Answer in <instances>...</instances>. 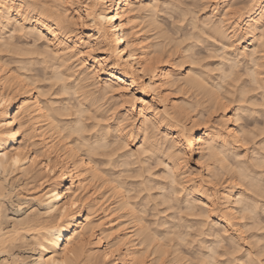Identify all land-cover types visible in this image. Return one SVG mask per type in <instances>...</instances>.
Masks as SVG:
<instances>
[{
  "label": "bare ground",
  "instance_id": "obj_1",
  "mask_svg": "<svg viewBox=\"0 0 264 264\" xmlns=\"http://www.w3.org/2000/svg\"><path fill=\"white\" fill-rule=\"evenodd\" d=\"M162 2L0 0V168L39 181L33 198L44 208L10 229L0 214V249L25 229L39 250L33 264H163L168 250L159 238L186 240L183 232L188 240L197 227L190 237L230 239L238 248L232 225H263L264 195L254 194L264 192V173L254 167H264V137L250 156L244 143L264 127L244 130L242 121L264 114V0L241 8L212 0L201 19L176 6L191 28L173 57L161 43L173 37L160 27ZM199 43L210 52L204 61L195 57ZM227 174L231 183L220 187ZM173 197L190 218L180 213L174 222L171 207L157 209ZM144 198L153 200L154 227ZM182 222L186 231L177 230ZM257 232L249 240L264 243ZM215 244L203 246L208 264L223 263Z\"/></svg>",
  "mask_w": 264,
  "mask_h": 264
},
{
  "label": "rangeland",
  "instance_id": "obj_2",
  "mask_svg": "<svg viewBox=\"0 0 264 264\" xmlns=\"http://www.w3.org/2000/svg\"><path fill=\"white\" fill-rule=\"evenodd\" d=\"M163 2V9H162V12L161 13H163V14H161L160 15V21H161V25H160V27L162 26L163 27V31H167L168 33H164L165 34V36L166 35H169V36H171L172 34H173V39L170 37V39L168 38V40L165 38V41H163L164 40V38H162V40H161V43H163L162 45H163V50H165L166 52L165 53H169V54H171L172 52H174L173 51V49H174V43L176 42L177 43V41H179V42H183L184 40H186L187 39V37H185V35L184 34H182V33H184V32H187L186 30H190L189 28H191V24H189L190 22L189 21H187V19L185 20V19H182V18H180L179 16H180V14H181V12H178L179 10H177V9H179V8H177V7H180V8H182V9H184L185 10V8L187 9V10H185L187 13H186V16H188V12H189V16L188 17H190V16H198L197 18H202L203 17V15H205V13H206V11H209L211 8H212V0H169V2H168V0H162ZM247 1L248 0H237V4L236 5H234V7H237V8H241V7H244L246 4H247ZM171 2H173V3H171ZM169 4V3H171L170 5H166V4ZM166 6V7H165ZM177 6V7H176ZM176 7V8H175ZM61 8H64V7H61ZM188 9H190V11L188 10ZM191 12H192V14H191ZM179 15V16H178ZM186 16H184L185 18H186ZM192 16V17H193ZM195 17V18H196ZM145 21V20H144ZM146 24V22H143L142 21V23L140 22V26L142 27V25H143V27L145 26V24ZM180 25V26H179ZM139 26V27H140ZM178 26V27H177ZM184 26V27H183ZM140 27V28H141ZM161 27V28H162ZM181 27V28H180ZM165 28V29H164ZM177 28V29H176ZM180 28V29H179ZM187 28V29H186ZM144 29H145V27H144ZM177 30V31H176ZM142 31V33H143V31L144 30H141ZM150 33H152V32H150ZM94 36H96V34L94 35ZM168 36V37H169ZM186 38V39H185ZM174 39H176L175 41H174ZM29 41L31 40V39H28ZM173 40V41H172ZM182 40V41H181ZM163 41V42H162ZM168 41H171V42H168ZM188 41V40H187ZM186 41V42H187ZM42 43V41H39L38 43H36L37 45H39V44H41ZM185 42V41H184ZM30 44H29V46L28 47H31V43H32V41H30L29 42ZM17 44H19V45H23V44H21L20 42H17ZM200 44V43H199ZM199 44H197L196 46L194 45V51H196V53H195V57H198V59H201V60H203V59H206L205 58V56H207L208 55V53H210L208 50L206 51V48L204 47V45L205 44H207L206 42H205V44L203 45V43H201L200 45ZM214 44V45H213ZM18 45V46H19ZM184 45V44H183ZM208 45V44H207ZM212 45L215 47V45H216V43H212ZM212 45L211 44H209V47L211 48L212 47ZM25 46V45H24ZM34 46V45H33ZM32 46V47H33ZM176 46V45H175ZM203 46V47H202ZM27 47V46H26ZM97 47L99 48V49H103L102 48V46L100 45V44H97ZM197 47V49H195ZM98 49V50H99ZM172 50V51H171ZM198 50V51H197ZM199 50L201 51V52H199ZM170 51H171V53H170ZM167 53V54H168ZM213 53V52H212ZM174 54V53H173ZM173 54H171L172 55V57H173ZM211 55H213V54H211ZM209 56V55H208ZM208 56H207V58H208ZM172 57H171V59H172ZM210 59V58H209ZM216 59V58H215ZM168 60H170V59H168ZM212 60V59H211ZM214 60V59H213ZM204 61V60H203ZM202 62V61H201ZM47 83H49V82H47ZM46 83V84H47ZM48 85V84H47ZM222 90H225V89H222ZM160 104H162V103H160ZM218 113H214L213 114V121H217L216 119H214V118H217L218 119V115H217ZM262 114V112L260 113V114H258V115H256V116H252V115H250V116H248V120H247V115L248 114H246L244 117L246 118V119H243V121H242V124H243V126H244V130H247V128L249 129V127H250V129H251V127H254V128H256L257 127V129H256V131L258 130V128L260 127V129L261 128H263L264 127V114L263 115H261ZM263 116V117H262ZM251 117H255L254 118V120H256V121H254V120H252L251 119ZM259 120V121H258ZM245 121V122H244ZM247 121H248V123H247ZM258 121V122H257ZM244 122V123H243ZM254 122V123H253ZM248 125V126H247ZM263 125V126H262ZM259 129V131H261ZM264 129V128H263ZM263 129H262V131H261V133L260 132H256V134H255V136L256 137H254V136H249L248 137V140H250L251 141V143H249L248 142V140L245 142V143H247V145L244 143V145L246 146V152H247V154L250 156L251 154V152H250V147H253V148H255V149H258V147L257 146H259V145H261V146H263V144L262 143H260V142H262V139H263V137H264V135H261L262 133H264V131H263ZM260 135H261V137H260ZM258 136V137H257ZM252 137V138H251ZM250 138V139H249ZM255 139V140H254ZM254 140V141H253ZM134 143V144H133ZM260 143V144H259ZM255 144L257 145V146H255ZM254 145V146H253ZM130 146H132L134 149L137 147V144H136V142L133 140V141H131V144H130ZM250 148V149H249ZM261 148H263V147H260L259 146V149H261ZM262 150V149H261ZM242 151L244 152L245 150H243L242 149ZM249 151V152H248ZM258 152V151H257ZM259 152H260V150H259ZM245 153V152H244ZM245 158V157H244ZM153 165H154V163H152ZM155 166V165H154ZM153 166V167H154ZM260 169V170H258V169ZM256 169H255V167H254V170L256 171V172H260L261 171V169H262V173H264V171H263V168L264 167H262V168H259V167H257ZM157 169H158V167H157ZM201 168H198V170H200ZM202 171V170H201ZM200 171V172H201ZM262 173H261V176H263L262 175ZM259 174V173H258ZM230 174H227V175H223V177L224 178H222V176H221V178H220V180H218V182L217 183H219L220 185V187H221V185L225 182V180H226V178L227 179H230L231 180V178H230V176H229ZM229 177V178H228ZM25 180L26 179H24V177H22V173H20V172H18L17 170H14V168H12V167H7L6 168V170L4 169H1L0 168V183H1V190H0V214H1V219H2V221H3V225H4V228H7V229H10L11 228V226H13V224H15V223H17L18 221L20 222V221H22L23 219H26V217H28L29 215V213L30 212H32L33 210L32 209H34V207L36 208H38L40 211H42V210H44V208H43V205H39L38 204V201H36V199L35 198H33V196H37L38 195V192H39V190H40V186H39V181H34V182H32V183H25ZM43 180V179H42ZM215 180V179H214ZM221 182V183H220ZM226 183L229 185L230 183H231V181L229 182V181H226ZM226 183H224V184H226ZM242 183H244V181H242ZM223 184V185H224ZM247 186V185H246ZM245 186V187H246ZM249 187V186H248ZM252 187H249L248 189H249V191H247L249 194H250V196L252 195V194H254V192H255V196L257 195V196H259V195H264V192L263 191H260V190H258V189H253V190H255V191H253V190H250ZM167 191H170V189L168 188V190H166L165 192L167 193ZM253 191V192H252ZM18 192V193H17ZM154 192V191H153ZM252 192V193H251ZM133 193V192H132ZM131 193V194H132ZM168 195V194H167ZM169 195H171L170 193H169ZM254 195H252V196H254ZM169 198V197H168ZM168 198H166V200L167 201H169V202H163V203H161L162 205L164 204V203H166L165 205H161L160 204V201H159V199L158 198H154V199H158V200H155L154 201V204H155V202H159V204L161 205H159L158 207H157V209L158 210H161L162 211V209H165V207H166V210L168 209L167 207H171L169 210H167L166 212L167 213H169L170 215L173 213V212H176L175 214V216H174V213L171 215V216H173V218L170 216V218H172V219H174L173 221L174 222H177L178 220H179V218H180V216H182V214H183V216H184V219H186L187 218V216H188V218H190V213H193V212H187V211H184V210H180V208L179 207H177V206H179V205H177V204H181V201L180 202H178L177 203V199L176 198H171V202H170V200H168ZM104 199V201H105V204H110V202H111V198L109 199H107V196L106 197H104L103 198ZM173 199V200H172ZM143 200V199H142ZM140 201V202H143V204L146 206H148L146 209V213L144 212V215H145V218H147V220L149 221H147V223L150 225V222L152 221H154L153 222V226L152 225H150L149 227H154V224H156V220H157V217H155V216H153V217H155V218H153L152 216H151V214H153L154 215V210H152V208H150V207H152V201L153 200H151V203L150 202H147L146 200H145V198H144V200L143 201ZM144 201H146L147 203H145ZM175 202H176V204H175ZM167 203L169 204V203H171V204H173V205H171V204H169V205H167ZM176 205V206H175ZM182 206L184 205V202L181 204ZM174 206V207H173ZM156 207V206H155ZM175 207H177L178 208V210L176 209L175 211H173L172 209L173 208H175ZM150 208V209H149ZM149 209V210H148ZM154 209V208H153ZM182 209V208H181ZM152 210V212L150 213V211ZM181 212H180V211ZM160 211V212H161ZM178 211H179V213H178ZM185 213H184V212ZM262 210H260L259 212L260 213H258V215H259V219L258 220H261V222H264V211L263 212H261ZM186 212H187V214H186ZM162 213V212H161ZM180 213H181V215H180ZM263 213V214H262ZM31 214V213H30ZM164 213H162L160 216H162ZM180 216H179V215ZM189 214V215H188ZM260 214H262V216L260 215ZM28 215V216H27ZM112 216H111V218H115V217H117V215H119V212H117V211H113V213L111 214ZM148 217H147V216ZM151 217H150V216ZM187 215V216H186ZM157 216H158V214H157ZM160 216H158V217H160ZM178 216H179V218H178ZM182 216V217H183ZM262 218H261V217ZM110 217V216H109ZM151 218V219H150ZM175 218H176V220H175ZM123 219V218H122ZM126 218H124L123 220H125ZM172 219H169L170 221H171V223L169 222L168 223V226H169V224H172ZM258 220H257V222H258ZM24 221V220H23ZM180 221H182L181 220V218H180ZM15 222V223H14ZM152 222H151V224H152ZM183 223V222H182ZM231 223H233V222H231ZM256 223V222H255ZM147 224V225H148ZM262 226H264V223H260ZM259 224V225H260ZM126 226H129L130 225V222L129 221H126V224H125ZM183 225V226H182ZM181 226L184 228L185 227V223H183ZM255 225V224H254ZM258 225V224H257ZM257 225H255L256 227H255V229H254V226H253V228H251V229H249L248 227H242V229H241V231L240 230H238V229H240L241 227H240V225H232L231 227V229H232V231H233V235L237 238L236 240L239 242V244H240V246L238 245V248H235L236 247V245H235V243L233 242V244L234 245H232V242H231V244L229 243L230 242V239H224V240H222V241H220L219 243H220V245H219V243L218 242H216V244L214 243V238L212 239H210V238H208V243H210L211 244V246H214V244L216 245L215 247H216V252L218 251V253L216 254V256L218 257L217 259H216V257H215V253L213 254L214 255V258L218 261L219 259V261H220V263H222V264H224V262H225V264L227 263L228 264V260H233V262L230 260V262H232L233 264H250V263H252V264H259V261H260V264H264V248H261V246H259V245H261V244H264V243H262V240H260L258 243H254L253 244V242L255 241V239L253 240L252 238V240L250 239L249 240V238H250V234L251 233H256V231L258 230V232L257 233H259V234H261V235H263L264 236V227H262V226H260V227H258ZM181 226L179 227V228H177V230H179V231H186L185 229L186 228H181ZM237 226V227H236ZM163 227V226H162ZM162 227L160 228V227H158V229H159V231H161L162 230ZM166 227L167 226H164L163 228L165 229V230H167L166 229ZM196 227V226H195ZM193 228V227H192ZM191 228V234L192 233H194L195 231H194V229H197V227L196 228H193L192 229ZM219 229L220 227H216V229ZM244 228H246V233L244 232L245 231V229ZM248 228V229H247ZM168 229H170L171 230V228H169L168 227ZM182 229V230H181ZM221 229V228H220ZM244 229V230H243ZM254 229V230H253ZM23 230V231H22ZM22 230H20V233H21V236H20V239L22 238V240H16L15 242H14V245L13 246H8L7 248H1L0 249V264H13V262H11V261H14L15 259H17L18 261H20V264H33V261L37 258V256H38V254H39V250H37L38 248H37V246L32 242V240H31V238H30V236H31V232L30 231H25V229H22ZM170 230H168V232L169 233H171V231ZM176 230V231H177ZM260 230V231H259ZM194 231V232H193ZM236 231V232H235ZM237 231H239V232H237ZM262 231V232H261ZM24 232V233H23ZM167 232V231H166ZM178 232V231H177ZM169 233H168V236H174L175 234L172 232V234H170L169 235ZM183 233V232H182ZM182 233L180 234L181 236H180V238L182 237L183 238V236L184 237H186L185 239L186 240H182L181 239V241H179V233L176 235V236H174V237H167V236H165V238H159V244H162V246H164L165 248H167L166 250H168L167 252H166V257H164V261H163V264H166L167 262L166 261H170V259H171V262L173 261V263L172 264H208L207 263V261L210 259L208 256H210L212 253L211 252H209V254L210 255H208L207 254V258L206 257H204V258H202L203 256H205L204 255V253H206V252H208L207 251V249H205V248H203V246L205 245V247H206V245L208 244L207 242H203V241H201V239L199 238L198 239V237H196V236H194L193 238L192 237H190L189 235H191V234H189L188 235V237H189V241L187 240V236H185V235H182ZM185 233V232H184ZM241 233H243V234H241ZM23 234V235H22ZM194 234H196V232L194 233ZM193 234V235H194ZM30 235V236H29ZM192 235V236H193ZM243 235V236H242ZM178 236V238L177 239H175L176 237ZM24 237V238H23ZM167 238L169 239H174V240H167ZM190 238H191V240H190ZM195 238L196 239H198L200 242H202V243H200V244H198V240H195ZM248 238V239H247ZM24 239V240H23ZM28 239L30 240V241H28ZM193 239L195 240V241H193ZM241 239V240H240ZM246 239V240H245ZM263 239H264V237H263ZM213 240V245H212V243H211V241ZM216 240V239H215ZM232 241V240H231ZM242 241H244V242H242ZM31 242V243H30ZM176 242V243H175ZM249 242V243H248ZM264 242V241H263ZM205 243H207V244H205ZM228 243H229V245H228ZM246 243H248V244H246ZM250 244V245H249ZM258 244V245H257ZM234 246V247H232V246ZM243 246V248H242V246ZM249 245V246H248ZM254 245V246H253ZM255 245H257V246H255ZM142 246V245H141ZM230 246V247H229ZM253 246V247H252ZM259 246V247H258ZM241 249H240V248ZM252 247V248H251ZM213 248V247H212ZM218 248V249H217ZM261 248V249H260ZM213 249H215V248H213ZM228 250V252L229 253H227L226 251ZM233 249L235 250L234 252L236 253V255L233 253ZM238 249H240L239 251H238ZM224 250H226V251H224ZM232 250V251H231ZM250 250V251H249ZM263 252L262 254H261V252ZM204 252V253H201V252ZM220 251V252H219ZM222 251H223V253H222ZM250 252L249 254H247L248 252ZM231 252V253H230ZM239 252V253H238ZM243 252V253H242ZM254 252V253H253ZM219 253H222V254H219ZM226 254H233V256H232V258H230L231 256H227ZM241 254V255H240ZM247 254V255H246ZM253 254V255H252ZM249 255H252V256H259V257H252V256H249ZM176 256V257H175ZM202 256V257H201ZM237 256V257H236ZM248 256V257H247ZM169 257V258H168ZM235 257V258H234ZM15 258V259H14ZM168 258V259H167ZM238 258V259H237ZM237 261H236V260ZM239 259H240V261H239ZM249 259V260H248ZM251 259V260H250ZM253 259H255V260H257L256 262H255V260H253ZM226 260L228 261V262H226ZM234 260H235V263H234ZM259 260V261H258ZM218 261V262H219ZM248 261H249V263H248ZM252 261V262H251ZM4 262V263H3ZM190 262V263H189ZM230 262H229V264H230ZM239 262H241V263H239Z\"/></svg>",
  "mask_w": 264,
  "mask_h": 264
}]
</instances>
